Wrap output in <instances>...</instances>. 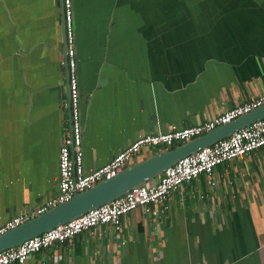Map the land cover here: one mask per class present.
Returning a JSON list of instances; mask_svg holds the SVG:
<instances>
[{
    "label": "crops",
    "instance_id": "0c3cea01",
    "mask_svg": "<svg viewBox=\"0 0 264 264\" xmlns=\"http://www.w3.org/2000/svg\"><path fill=\"white\" fill-rule=\"evenodd\" d=\"M59 11V0H0V224L58 189ZM72 16L87 171L140 135L264 93V0H72ZM212 180L185 182L156 217L136 208L120 230L90 228L26 264H264V147Z\"/></svg>",
    "mask_w": 264,
    "mask_h": 264
},
{
    "label": "built area",
    "instance_id": "2783aa9c",
    "mask_svg": "<svg viewBox=\"0 0 264 264\" xmlns=\"http://www.w3.org/2000/svg\"><path fill=\"white\" fill-rule=\"evenodd\" d=\"M67 41L68 99H61V108L67 112L58 155V189L55 194L37 204L35 208L22 211L0 224V234L33 218L59 203L67 201L74 192L84 191L97 182L111 178L120 170L134 162L145 149L167 148L175 143H183L212 128L230 122L238 116L264 104V93L248 101L238 103L222 113L202 122L179 129L156 134H143L132 140L123 149L100 167L86 170L82 149V124L80 94L77 77V62L74 48V28L72 0H62ZM64 64V61L62 62ZM264 147V118L257 120L211 145L177 160L166 168L156 183L140 184L110 202L101 204L89 211L59 224L22 244L0 251V264H26L30 254L51 247L56 242H65L82 231L107 224L118 231L122 218L136 208L144 213L158 216L164 211L169 194L182 184L204 174L208 184L213 185L212 173L222 162L241 159L253 150Z\"/></svg>",
    "mask_w": 264,
    "mask_h": 264
},
{
    "label": "water",
    "instance_id": "95a60500",
    "mask_svg": "<svg viewBox=\"0 0 264 264\" xmlns=\"http://www.w3.org/2000/svg\"><path fill=\"white\" fill-rule=\"evenodd\" d=\"M59 10L62 43L61 53L64 61L66 98L68 99L67 41L62 0H59ZM263 118L264 104H261L230 122L220 124L175 147L157 151L131 163L111 178L101 180L84 191L74 192L69 200L59 203L45 212L0 234V251L16 247L29 238L74 219L101 204L112 201L131 188L144 184L159 176L166 168L173 165L180 158L197 151L201 147L211 145L226 138L234 131Z\"/></svg>",
    "mask_w": 264,
    "mask_h": 264
},
{
    "label": "trees",
    "instance_id": "16d2710c",
    "mask_svg": "<svg viewBox=\"0 0 264 264\" xmlns=\"http://www.w3.org/2000/svg\"><path fill=\"white\" fill-rule=\"evenodd\" d=\"M179 144H180V143H175V144H173L171 147H167V149H168V148L175 147V146H177V145H179ZM163 149H164V148H156V149L153 150V153H155V152H157V151H160V150H163ZM153 153H152V154H153Z\"/></svg>",
    "mask_w": 264,
    "mask_h": 264
}]
</instances>
